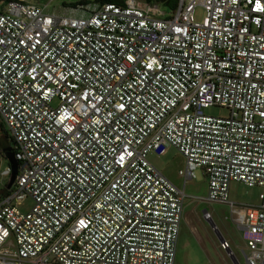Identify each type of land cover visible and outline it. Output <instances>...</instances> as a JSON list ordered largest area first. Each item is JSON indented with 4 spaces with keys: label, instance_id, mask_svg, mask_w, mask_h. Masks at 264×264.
<instances>
[{
    "label": "built area",
    "instance_id": "built-area-1",
    "mask_svg": "<svg viewBox=\"0 0 264 264\" xmlns=\"http://www.w3.org/2000/svg\"><path fill=\"white\" fill-rule=\"evenodd\" d=\"M75 9L87 13L0 2V121L18 163L0 198V264H174L197 170L202 201L231 208L243 264H264V197L229 202L231 182L264 189V0ZM214 106L227 116L206 115ZM167 147L185 161L182 189L148 161Z\"/></svg>",
    "mask_w": 264,
    "mask_h": 264
},
{
    "label": "rangeland",
    "instance_id": "rangeland-1",
    "mask_svg": "<svg viewBox=\"0 0 264 264\" xmlns=\"http://www.w3.org/2000/svg\"><path fill=\"white\" fill-rule=\"evenodd\" d=\"M88 2L89 9L95 8L94 0H27V3L40 7L46 14L56 16H85L86 11L75 9L73 6ZM144 2L143 0H137ZM163 13H168V8L156 1H152ZM78 8V6L76 7ZM195 16L201 20L204 9L201 4L195 7ZM205 114L215 117L227 116L225 108L209 107ZM7 133L6 126L0 121V136ZM148 161L172 183L182 189L183 179L177 172L183 168V158L172 147H167L163 152H150ZM8 166L7 159L0 155V169ZM196 179L187 182L184 187L186 195L183 203V216L180 225V233L177 242V250L174 264H211V261L219 259L223 264H234L223 251L218 248L219 238L212 230L211 224L203 219V212L207 211L212 217V223L217 227L219 233L231 244V249L236 260L243 264L241 251L244 242L241 234L237 231L233 222V215L228 204L209 203L202 201L207 196V180L201 170H197ZM10 178L0 177V190L9 183ZM264 197V189L258 187H247L240 182H231L229 186V202L238 206H258ZM32 206V201L27 199L19 210L26 212Z\"/></svg>",
    "mask_w": 264,
    "mask_h": 264
},
{
    "label": "trees",
    "instance_id": "trees-1",
    "mask_svg": "<svg viewBox=\"0 0 264 264\" xmlns=\"http://www.w3.org/2000/svg\"><path fill=\"white\" fill-rule=\"evenodd\" d=\"M6 0H0V2H3ZM144 2L152 3V1H156V3L161 4L162 6L168 8V13L175 11L177 6V0H143ZM94 4L102 5L104 3H115V4H123L124 0H94ZM89 3L84 1L81 3H78L74 5L73 7L76 8L77 6H86ZM9 148L13 153L11 138L8 136V134H3L0 136V155L4 158L3 149ZM9 165V164H8ZM9 191L7 190L6 186L0 190V198L4 195H6Z\"/></svg>",
    "mask_w": 264,
    "mask_h": 264
},
{
    "label": "water",
    "instance_id": "water-1",
    "mask_svg": "<svg viewBox=\"0 0 264 264\" xmlns=\"http://www.w3.org/2000/svg\"><path fill=\"white\" fill-rule=\"evenodd\" d=\"M3 154H4L5 158L7 159L8 164L11 168V177H10L9 183L6 185L7 190H9L11 188L14 180H15L16 175H17L18 163L15 161V159L13 157V153L9 148H4Z\"/></svg>",
    "mask_w": 264,
    "mask_h": 264
},
{
    "label": "crops",
    "instance_id": "crops-1",
    "mask_svg": "<svg viewBox=\"0 0 264 264\" xmlns=\"http://www.w3.org/2000/svg\"><path fill=\"white\" fill-rule=\"evenodd\" d=\"M183 162H184V166H183V168H184V167H185V161H184V159H183ZM183 168H182V169H183ZM180 170H181V169H180ZM171 182H172V181H171ZM218 238H219V237H218ZM218 248H219L220 251H222V250L220 249V247H219V243H218ZM231 260H232V259H231ZM232 261H233V260H232ZM210 263H211V264H223L219 259H217L216 262H215V261H211ZM233 263H234V262H233ZM234 264H235V263H234Z\"/></svg>",
    "mask_w": 264,
    "mask_h": 264
}]
</instances>
